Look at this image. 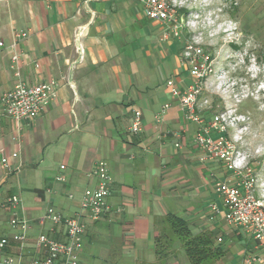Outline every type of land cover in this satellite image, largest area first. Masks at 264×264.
I'll use <instances>...</instances> for the list:
<instances>
[{
	"label": "crops",
	"instance_id": "0c3cea01",
	"mask_svg": "<svg viewBox=\"0 0 264 264\" xmlns=\"http://www.w3.org/2000/svg\"><path fill=\"white\" fill-rule=\"evenodd\" d=\"M20 32L26 37L12 47ZM181 38L182 31L174 37L145 17L136 0H0V96L18 82L55 83L33 121H13L0 105V153L9 164L0 163V202L21 199L19 214L30 222L25 260L37 235L64 238L62 225L38 220L47 212L77 213L84 190L96 186L91 173L100 160L112 178L108 211L86 220L78 264H191L169 217L184 221L191 236L209 238L213 255L201 264H244L264 255L221 212L209 219L210 204L224 212L217 186L234 178L220 161H199V126L185 120L166 85L190 83ZM134 111L142 117L137 135L129 132ZM2 219L6 227L8 214Z\"/></svg>",
	"mask_w": 264,
	"mask_h": 264
},
{
	"label": "built area",
	"instance_id": "2783aa9c",
	"mask_svg": "<svg viewBox=\"0 0 264 264\" xmlns=\"http://www.w3.org/2000/svg\"><path fill=\"white\" fill-rule=\"evenodd\" d=\"M140 3L145 17L152 21L163 23L174 37L182 31L173 11V4L169 0H136ZM26 37L25 33H15L12 47ZM168 37V33L164 38ZM3 44L0 43V47ZM193 48L185 45L182 59L187 67L190 83L184 88L168 82L171 97L178 101L184 113L185 120L199 126L194 136L200 157L220 161L233 174L234 179H227L216 188L223 202V219L226 224L240 228L250 234L264 249V205L255 195L259 188L257 175L248 167L245 154L238 148L236 137H229L230 126L235 124V118L228 113L215 114L209 122L204 123L197 112V98L203 85L204 73L199 70L195 57H188ZM19 54L10 57V69L17 74ZM53 81L37 84L18 82L11 90L0 96V105L4 114L13 121H33L39 117L48 106L54 95ZM166 103L155 114L154 121L160 123L164 113L169 109ZM142 130V117L139 111H134L131 118L129 132L137 135ZM214 134V135H213ZM179 147L178 143L174 145ZM1 157V153H0ZM0 163L5 169L9 164L3 157ZM64 169L63 166L60 167ZM96 179V186L84 190L79 202V211L71 216L62 217L57 213L47 212L38 224L44 226L50 223L52 227L62 225L64 238L62 240L39 234L33 239L34 254L28 260L24 259L22 249L28 241L30 229L29 220L19 214L21 199L17 195L8 196L0 202V264H78V253L83 247V236L86 220L96 222L108 211L107 198L110 195L112 178L105 161H97L91 173ZM56 182L63 183V176L55 177ZM212 220L220 215L216 204L209 205ZM8 214L6 227H3V214ZM15 246L16 253H11ZM264 264L263 256H249L244 264Z\"/></svg>",
	"mask_w": 264,
	"mask_h": 264
},
{
	"label": "rangeland",
	"instance_id": "374dc122",
	"mask_svg": "<svg viewBox=\"0 0 264 264\" xmlns=\"http://www.w3.org/2000/svg\"><path fill=\"white\" fill-rule=\"evenodd\" d=\"M169 1L205 75L197 112L204 123L223 112L237 119L228 136L257 175L264 205V0Z\"/></svg>",
	"mask_w": 264,
	"mask_h": 264
},
{
	"label": "trees",
	"instance_id": "16d2710c",
	"mask_svg": "<svg viewBox=\"0 0 264 264\" xmlns=\"http://www.w3.org/2000/svg\"><path fill=\"white\" fill-rule=\"evenodd\" d=\"M171 229L183 241L185 254L191 264H201L213 255L211 241L204 235L191 236L187 225L181 219L169 217Z\"/></svg>",
	"mask_w": 264,
	"mask_h": 264
}]
</instances>
